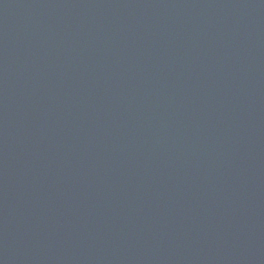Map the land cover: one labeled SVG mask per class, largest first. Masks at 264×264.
<instances>
[{
	"label": "water",
	"instance_id": "obj_1",
	"mask_svg": "<svg viewBox=\"0 0 264 264\" xmlns=\"http://www.w3.org/2000/svg\"><path fill=\"white\" fill-rule=\"evenodd\" d=\"M0 264H264V0H0Z\"/></svg>",
	"mask_w": 264,
	"mask_h": 264
}]
</instances>
